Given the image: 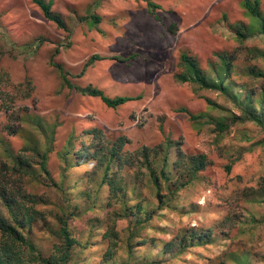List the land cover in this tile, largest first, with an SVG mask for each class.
I'll use <instances>...</instances> for the list:
<instances>
[{"label":"rangeland","instance_id":"obj_1","mask_svg":"<svg viewBox=\"0 0 264 264\" xmlns=\"http://www.w3.org/2000/svg\"><path fill=\"white\" fill-rule=\"evenodd\" d=\"M154 1L160 4L156 14L150 11L148 0H53V9L67 21L64 30L46 19L33 0H0V70L9 71L15 82L31 78L34 96L19 102L60 123L56 150L50 157L55 177L61 169L56 151L71 133L76 136L75 148L81 146L82 140L90 142L92 138L82 132L91 125L101 127L111 137L126 135L130 139L126 148L129 151L156 145L171 136L178 140L173 156L179 146L186 153H203L209 158L207 168L178 194L176 208L158 210L152 227L141 230L131 242L152 236L160 242L191 226L212 229L214 242L190 246L178 256L160 252L158 245L150 247L149 241L142 246L135 243L136 257L130 264H137L135 260H143L144 256L160 258L152 264H207L225 249L246 250L251 264H264V224L246 221L250 214L263 213L264 204L244 194L264 179V132L252 122L240 125L254 136L250 140L241 138L237 132L240 126L236 125L220 137L211 126L195 128L179 106L192 112L204 111L207 97L220 104L231 103L218 91L182 83L175 77L181 69L182 51L197 56L205 68L211 60H218L216 54L221 50L235 54L240 67L249 63V59L245 60V48L264 46V36L254 32L238 40L231 24L244 21L252 23L251 29L256 30L259 19L248 15L240 0ZM261 1L264 9V0ZM92 13L100 16L94 25L88 22ZM94 53L104 57L95 59L82 75H77ZM117 56L133 58L123 61ZM250 60L264 67L263 62ZM51 61L64 64L75 84L93 83L111 97L140 95L141 98L109 108L100 96L62 88L59 71ZM234 77L255 89L264 87V79L239 71ZM3 124L0 108V128ZM9 137L15 147L21 145L19 136ZM93 168L94 163L87 162L67 170L72 200L78 201L83 210L91 205L71 219L72 232L82 241L74 248L71 264H113L114 259L127 260L128 219L108 214L113 207L108 204V187L101 184L99 174L92 184L98 191L93 190L91 198L77 194L80 185H88ZM133 172L125 169L123 174L129 176ZM129 182L138 186L143 196L155 200L149 190L140 187L141 182L132 178ZM112 228L121 240L116 243L114 259L106 261V251L113 243L107 233L113 232ZM35 232L36 242L47 247L51 240L38 228Z\"/></svg>","mask_w":264,"mask_h":264},{"label":"trees","instance_id":"obj_2","mask_svg":"<svg viewBox=\"0 0 264 264\" xmlns=\"http://www.w3.org/2000/svg\"><path fill=\"white\" fill-rule=\"evenodd\" d=\"M33 1L41 8L46 19L66 30L67 21L61 12L53 9V0ZM240 3L248 15L259 19L260 25L258 29L252 30V23H232L236 38L242 40L254 32L264 36L262 1L240 0ZM148 7L156 14L160 4L148 0ZM99 20L100 16L96 13L88 17L91 25ZM245 49V60L249 59L250 62L241 67L236 61L237 56L228 50L217 52L218 60H211L208 68L202 66L197 56L188 51L181 52V69L175 73L176 79L182 83L196 84L202 89L218 91L231 103L228 106L207 97L204 111L192 112L179 106L178 109L188 116L195 128L211 126L217 137H220L235 125L252 122L264 132V87L258 90L234 77V73L239 71L255 79H264V67L250 60L264 63V46L253 45ZM102 57L99 53L92 54L77 75H82L88 65ZM117 58L124 61L133 56ZM51 64L59 71L62 88L100 96L109 108L114 109L131 99L141 98L140 95L111 97L93 83L75 84L70 79L71 72L64 64L55 61H51ZM34 89L31 78L15 82L9 71L0 70V108L4 114V124L0 128V264H71L74 248L82 244L81 239L72 232L71 219L81 211H87L91 205L83 210L78 201L72 200L67 170L87 162H93L94 168L89 172L88 185H80L77 194L91 198L93 190H97L93 188V180L99 174L101 184L108 187V204L113 207L108 214L128 219L130 235L125 240L127 260L118 262L112 257L117 248L116 243L121 240L118 232L112 228L113 232L108 230L107 233L113 238V243L106 251V261L114 259L113 264H130V260L136 257L133 248L135 243L142 246L149 241L150 247L158 245L160 252H171L178 256L190 246L214 242L216 236L212 229L196 226L183 227L171 238L160 242L156 236L131 242V239L139 236L141 230L152 227L154 216L159 215L158 210L164 207L176 208L180 191L197 179L198 174L210 164L206 154L186 153L178 146L173 156L178 140L171 136L156 145L129 151L126 148L130 139L126 135L111 137L101 127L91 125L82 132L92 138L90 142L82 140L81 146L75 148L76 136L71 133L65 144L56 151L61 169L55 177L51 171L50 157L56 150V134L60 123L58 120H48L29 105L19 102L33 97ZM242 128H237L241 138L250 140L254 137ZM9 135L19 136L21 145L15 147ZM125 169H133L134 172L128 176L123 174ZM131 178L141 182L140 187L149 190L155 200L152 196H143L138 186L130 184ZM244 194L252 195L254 200L264 204V179L256 188L251 186L246 189ZM246 221L250 224H264V212L259 215L250 214ZM36 228L51 240L47 247L43 248L36 242ZM249 256L250 253L243 249H225L216 257L218 260L215 258L216 263L214 259L207 264H251ZM159 259L144 256L143 260L135 261L137 264H152Z\"/></svg>","mask_w":264,"mask_h":264}]
</instances>
